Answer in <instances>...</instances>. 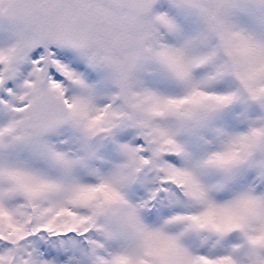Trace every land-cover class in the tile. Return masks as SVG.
Instances as JSON below:
<instances>
[{"label":"snow or ice","instance_id":"snow-or-ice-1","mask_svg":"<svg viewBox=\"0 0 264 264\" xmlns=\"http://www.w3.org/2000/svg\"><path fill=\"white\" fill-rule=\"evenodd\" d=\"M0 264H264V0H0Z\"/></svg>","mask_w":264,"mask_h":264}]
</instances>
